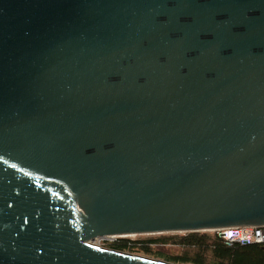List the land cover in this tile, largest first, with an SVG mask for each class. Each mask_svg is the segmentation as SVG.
Here are the masks:
<instances>
[{
	"label": "water",
	"instance_id": "water-1",
	"mask_svg": "<svg viewBox=\"0 0 264 264\" xmlns=\"http://www.w3.org/2000/svg\"><path fill=\"white\" fill-rule=\"evenodd\" d=\"M260 224L264 0H0V264Z\"/></svg>",
	"mask_w": 264,
	"mask_h": 264
},
{
	"label": "trees",
	"instance_id": "trees-1",
	"mask_svg": "<svg viewBox=\"0 0 264 264\" xmlns=\"http://www.w3.org/2000/svg\"><path fill=\"white\" fill-rule=\"evenodd\" d=\"M167 245L179 248L177 253L156 250ZM121 251L155 255L180 264H264V244L226 243L217 231L162 233L144 239L117 237L108 244Z\"/></svg>",
	"mask_w": 264,
	"mask_h": 264
},
{
	"label": "built area",
	"instance_id": "built-area-1",
	"mask_svg": "<svg viewBox=\"0 0 264 264\" xmlns=\"http://www.w3.org/2000/svg\"><path fill=\"white\" fill-rule=\"evenodd\" d=\"M215 231H217L218 235L228 244H232L234 242L241 244H264V224L235 225L219 228ZM116 239L117 237L113 236L98 237L95 239L94 243L100 244L102 242L106 244Z\"/></svg>",
	"mask_w": 264,
	"mask_h": 264
},
{
	"label": "rangeland",
	"instance_id": "rangeland-1",
	"mask_svg": "<svg viewBox=\"0 0 264 264\" xmlns=\"http://www.w3.org/2000/svg\"><path fill=\"white\" fill-rule=\"evenodd\" d=\"M213 231H215V230H211V232H213ZM156 235H158V234H137V235H131V236H127V237L130 238V239L135 240V239H144V238H148V237H153V236H156ZM111 242H113V241H111ZM111 242H109V243H111ZM109 243L104 244V243L101 242L99 245L109 247L108 246ZM156 250L163 251V252H166V253H177V252H179V248L176 247V246H172V245H167L165 247H160V246L157 247L156 246ZM134 253L141 254V255H146V254L141 253V252H134ZM146 256H149V255H146ZM149 257H153V258H156V259L167 261L166 259L161 258V257H157L155 255H150Z\"/></svg>",
	"mask_w": 264,
	"mask_h": 264
},
{
	"label": "bare ground",
	"instance_id": "bare-ground-1",
	"mask_svg": "<svg viewBox=\"0 0 264 264\" xmlns=\"http://www.w3.org/2000/svg\"><path fill=\"white\" fill-rule=\"evenodd\" d=\"M93 241H95V240H93ZM93 241H92V242H93Z\"/></svg>",
	"mask_w": 264,
	"mask_h": 264
}]
</instances>
